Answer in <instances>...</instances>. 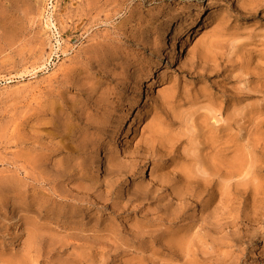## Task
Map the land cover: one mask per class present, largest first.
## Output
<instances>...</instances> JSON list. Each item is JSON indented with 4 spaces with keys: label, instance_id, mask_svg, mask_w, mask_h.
<instances>
[{
    "label": "rangeland",
    "instance_id": "obj_1",
    "mask_svg": "<svg viewBox=\"0 0 264 264\" xmlns=\"http://www.w3.org/2000/svg\"><path fill=\"white\" fill-rule=\"evenodd\" d=\"M263 238L264 0H0V264H264Z\"/></svg>",
    "mask_w": 264,
    "mask_h": 264
},
{
    "label": "bare ground",
    "instance_id": "obj_2",
    "mask_svg": "<svg viewBox=\"0 0 264 264\" xmlns=\"http://www.w3.org/2000/svg\"><path fill=\"white\" fill-rule=\"evenodd\" d=\"M108 1V0H107ZM106 2V1H105ZM101 4V3H100ZM95 8V7H94ZM97 8V7H96ZM100 8V7H99ZM200 9L202 10V9H204L203 8V6H200ZM203 11V10H202ZM51 17H53V16H51ZM50 16H49V19H48V26H53V27H56V25H55V23L53 22V20H52V18H51ZM204 19V18H203ZM202 20V19H201ZM55 21V20H54ZM50 23V24H49ZM50 26V27H51ZM56 29H57V27H56ZM153 30V29H152ZM175 35H176V33L174 34V36H173V39H175ZM58 39V38H57ZM177 46H176V43L175 42H173V54H172V57H171V64H178L179 63V54H178V52H177ZM158 67L157 68H159L160 66H161V64H159V65H157ZM157 71V70H156ZM161 81V75H160V73H157L155 76H153V77H151L147 82H143L142 83V85H141V89H140V92H139V95H138V97H137V100H136V107H138V109H139V111H138V115H137V117L138 118H140L141 117V115H142V112H141V109L143 108V105H144V102H145V88H149V89H152V91H155V90H157V88H158V84H159V82ZM128 115V114H127ZM123 139H124V132H123V130H122V128L121 127H119L118 128V130H117V132H116V134H115V138H114V143L116 144V145H119V144H122V142H123ZM86 141V140H85ZM152 145V144H151ZM149 146H150V144H149ZM153 147H155L154 145H153ZM153 147H151L150 149H152ZM32 149V148H31ZM41 149V148H40ZM155 148H153V150H154ZM38 150H39V148H38ZM31 154V153H30ZM29 157V156H28ZM29 158H31V157H29ZM33 158V157H32ZM19 159V158H18ZM36 159V158H35ZM30 160H32V159H30ZM149 160V159H148ZM37 161V160H36ZM18 162V161H17ZM105 163V158L103 157L102 159H101V164H104ZM36 165H37V163H36ZM80 165V164H79ZM20 166V165H19ZM24 166V165H23ZM103 166V165H102ZM26 167V166H25ZM31 167V166H30ZM21 169V168H20ZM28 169V168H27ZM147 169V166L144 168V170H143V174H142V176L143 175H145V174H147L148 173V170H146ZM61 170V169H60ZM41 179V178H40ZM18 184V183H17ZM54 185V184H53ZM10 190H12V189H10ZM19 196V195H18ZM6 202V201H5ZM4 202V203H5ZM48 202V201H47ZM54 209V208H53ZM244 220V219H243ZM257 220V219H256ZM258 223V222H257ZM20 227V226H19ZM258 236V235H257ZM259 240V239H258ZM257 240V241H258ZM260 241V240H259ZM260 242H264V238L260 241ZM262 244V243H261ZM252 264H258V262H253Z\"/></svg>",
    "mask_w": 264,
    "mask_h": 264
}]
</instances>
